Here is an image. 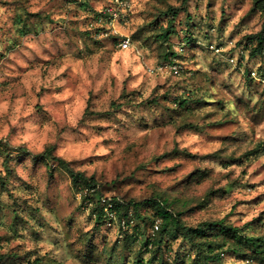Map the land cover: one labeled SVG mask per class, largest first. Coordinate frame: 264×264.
<instances>
[{"label": "rangeland", "instance_id": "obj_1", "mask_svg": "<svg viewBox=\"0 0 264 264\" xmlns=\"http://www.w3.org/2000/svg\"><path fill=\"white\" fill-rule=\"evenodd\" d=\"M256 4L130 0L126 19L110 20L114 0H0V254L12 264H264V244L248 241L264 237ZM54 157L93 177L95 192L74 187ZM100 195L134 206L133 225L99 219ZM155 202L179 226L156 231ZM215 222L227 229L209 230ZM198 226L203 235L184 237Z\"/></svg>", "mask_w": 264, "mask_h": 264}, {"label": "trees", "instance_id": "obj_2", "mask_svg": "<svg viewBox=\"0 0 264 264\" xmlns=\"http://www.w3.org/2000/svg\"><path fill=\"white\" fill-rule=\"evenodd\" d=\"M186 1V0H184ZM255 3H257L256 5H258L260 8H264V0H255ZM171 13H172V17L169 20L166 28L164 29V32L160 34V36L163 39H167L170 35L175 33V26H173L174 24V20L175 17L178 14V10L171 8L170 9ZM104 16H108V13L106 12V10L103 12ZM256 40H257V48L254 50L253 54L254 55H258L260 53H264V32L257 34V36H255ZM250 39V37L248 38ZM178 101V102H177ZM175 103H178V105H180L181 107L186 106L188 99L187 98H182L180 100H177ZM261 151V153H264V142H262L260 144V148H258L255 151ZM51 150L52 149H47L44 152V156L50 157L51 156ZM254 151V152H255ZM54 159L56 161H58V163L67 170V172L70 175V179L72 182V185L74 187H77L79 189H85L87 192L91 194H93L95 192V188H96V182L94 180L93 177H87L85 176L82 172L79 171H75L72 167L69 166V164L63 160L60 157H54ZM102 195L97 196V204L99 206V208L96 210V214L97 217L99 219H102V221H107L103 207H102V203H101V199H102ZM112 201H113V209L116 211L117 217L120 220L121 218H127L129 217V220H132V224L133 225V219H134V215H133V207L130 206L129 203H125L123 200H121L120 198H116V197H111ZM157 205H159L160 203V209H158L157 215L158 218L160 220V225L158 230L159 231L161 229V233H166L168 227H174V226H179V221H178V217L174 214H172V211L166 207L163 206L162 202H155ZM135 205V204H134ZM164 221V223H163ZM130 226V227H131ZM207 227L209 228V230H213L214 228H218L220 231H224L226 228L225 225L222 224V222H215V223H211L208 224ZM204 229L203 226H198L196 228L193 229H189L188 232L185 234V238H190V237H195L198 235H203ZM151 241V242H150ZM153 240H149V242L147 241L148 245L147 247H150L153 245ZM252 243H254L255 246L259 247V245L264 244V237H256V238H251V240H248ZM146 247V246H145ZM209 250L211 251V245L209 246ZM14 255H7V254H0V264H12V261L14 260ZM207 258H210V256H207ZM40 257H36L32 262H29V264H40Z\"/></svg>", "mask_w": 264, "mask_h": 264}, {"label": "built area", "instance_id": "obj_3", "mask_svg": "<svg viewBox=\"0 0 264 264\" xmlns=\"http://www.w3.org/2000/svg\"><path fill=\"white\" fill-rule=\"evenodd\" d=\"M115 5L117 8H115V11H112L110 8L106 9V12L108 13L107 18L110 20L113 18H120L121 20L126 19V13L124 12L130 7V0H114ZM118 45L122 49H127L130 45V38L128 36L123 37L120 39ZM171 69L174 70L175 73H178V66L173 65L171 66ZM252 75H255L253 72ZM102 207L106 216V219L109 223L111 222H117L120 226V228L123 231H126V229L130 228L132 224V220H129V217L127 218H121L120 220L117 217L116 211L113 209V201L111 197H102L101 199ZM160 222L157 220L155 222L154 228L157 230L159 228Z\"/></svg>", "mask_w": 264, "mask_h": 264}]
</instances>
